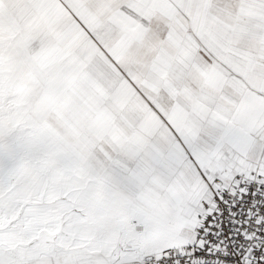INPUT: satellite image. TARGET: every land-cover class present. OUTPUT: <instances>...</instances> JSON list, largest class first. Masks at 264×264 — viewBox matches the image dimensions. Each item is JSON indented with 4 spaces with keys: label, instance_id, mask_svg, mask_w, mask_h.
Returning <instances> with one entry per match:
<instances>
[{
    "label": "snow or ice",
    "instance_id": "snow-or-ice-1",
    "mask_svg": "<svg viewBox=\"0 0 264 264\" xmlns=\"http://www.w3.org/2000/svg\"><path fill=\"white\" fill-rule=\"evenodd\" d=\"M0 264H264V0H0Z\"/></svg>",
    "mask_w": 264,
    "mask_h": 264
}]
</instances>
